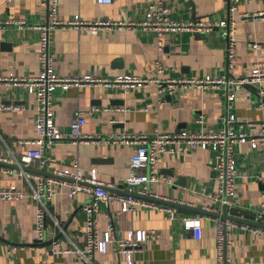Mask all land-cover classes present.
Here are the masks:
<instances>
[{
    "label": "crops",
    "instance_id": "crops-1",
    "mask_svg": "<svg viewBox=\"0 0 264 264\" xmlns=\"http://www.w3.org/2000/svg\"><path fill=\"white\" fill-rule=\"evenodd\" d=\"M150 1L58 0L56 15L66 20L76 14L88 20H140L145 17ZM163 2L170 5L171 15L180 20L234 18L238 58L230 73L241 76L256 68L264 69V18L242 16V12L264 9V0H237L234 9L229 6L230 0ZM50 13V1L0 0V19L15 18L25 22L23 25H0V77L39 73L42 30L38 25L47 23ZM254 41L262 45L255 47ZM227 47L228 36L221 26H215L209 32L183 30L158 33L126 25L102 27L96 31L69 25L57 26L50 38L57 72H90L98 76H112L120 72L151 75L156 72L159 62L166 68L164 75H221L229 70ZM262 98L264 80L260 85L238 86L231 106H227L221 91L214 88H179L174 93L162 95L155 83L128 92L102 83L72 85L67 90L57 87L52 100L60 128L70 131L74 112L83 109L87 118L84 130L96 138L87 141L60 140L49 146L47 155L61 167H68L75 160L82 168L96 166L102 180L115 183L113 190L124 192L123 180L129 174L136 144L125 143L114 135L124 131L150 133L156 130L173 132L183 128L217 129L224 125L225 116L230 113L256 129L264 122ZM10 102L20 104L21 108H1ZM95 104L112 109L91 112L89 109ZM144 105L148 109H143ZM37 108L36 95L27 84L17 80H0L1 156L15 154L20 157L37 145L36 142L19 141L39 136L35 125ZM200 116H204L203 125L197 122ZM236 153L240 173L234 195L238 204L236 207H257L264 190V146L252 148L249 143L242 142L236 146ZM0 160L9 162L0 163V187L16 184L26 191L32 190L31 182L17 162L5 158ZM212 161V150L205 147L176 154L166 152L159 159L160 172L168 175L171 181L152 182L156 191L184 204L174 205L179 216L202 215L200 234L186 228L181 219H170L159 208L139 205L133 210L122 211L118 200L100 203V230L106 228L111 217L119 237L125 236L130 228L157 229L159 235L150 238L143 248L133 253L135 264H218V216L190 207L215 205L219 212L224 211L225 206L208 194L219 188ZM30 166L41 168L37 163ZM32 180L36 182L37 179ZM89 199L87 192L75 196L57 192L49 199L47 237L44 240L37 239L36 199L26 196L0 200V264H93L80 257L76 250V245L85 247L86 244L83 204ZM230 255L233 264H264V234L241 226L234 227ZM93 260L96 264H127L125 254L118 251L115 242L109 243L106 252L95 250Z\"/></svg>",
    "mask_w": 264,
    "mask_h": 264
},
{
    "label": "built area",
    "instance_id": "built-area-1",
    "mask_svg": "<svg viewBox=\"0 0 264 264\" xmlns=\"http://www.w3.org/2000/svg\"><path fill=\"white\" fill-rule=\"evenodd\" d=\"M51 3V13L47 23L39 24L42 30L40 62L41 69L38 74L23 75L21 77H0V80H14L24 82L29 89L35 93L38 108L35 116V125L39 133L36 139L21 138L22 142H36L37 145L28 149L20 157L15 154L0 158H5L10 162H17L22 172L31 182L32 190L26 191L24 188L11 184L0 187V200H11L32 197L38 202L36 231L37 239L44 240L46 236L47 216L50 212L48 200L57 192H65L69 196H75L80 192H87L90 199L83 204L86 214V244L85 247L76 245V250L80 257L86 258L96 264L93 260V252L100 250L106 252L110 242H115L119 252L125 254L127 264H135L133 253L135 250L143 248L147 241L159 235L155 228H130L125 236L119 237L115 221L111 217L106 228L100 230L99 214L101 202H113L118 200L121 203L120 210H133L139 205L145 207H155L164 210L170 219H181L184 226L196 234H200L202 229V215L184 214L179 216L176 207L168 202L174 201L173 198L163 195L156 191L152 182L166 181L171 178L160 172L159 159L166 152L180 153L187 149L197 147L210 148L213 153V168L217 172L219 179V188L216 192L208 194L223 204L224 211L228 214H235L250 218L264 223V190L262 200L257 207L238 206L235 199V192L239 184V160L236 153V146L239 143L246 142L252 148L264 146V122L256 129L248 126L244 121H239L235 114H227L225 123L217 129L183 128L173 132L156 130L153 132L145 131H124L114 135V138L123 142L136 144V149L132 154L129 174L124 178L123 184L126 190L116 191L111 188L116 187L115 183L105 182L99 176L98 168H82L77 160L68 167H61L50 160L47 155V149L50 145L60 140L87 141L96 138L94 134L84 130L87 118L83 109H78L70 124V131H63L55 118V109L53 107L52 94L57 87L67 90L72 85L84 84H105L106 86L120 87L123 91L136 88H143L151 83H155L162 95L165 93H174L179 88L202 87L214 88L221 91L224 95L227 106H231L236 97L237 87L240 85H260L264 80V69L256 68L248 74L236 76L232 75V70L238 58L236 48V20L234 18L222 19L219 21H208L198 19L195 21H185L174 18L171 15L170 5L163 0H151L148 4L146 15L143 19H95L88 20L76 14L73 18L62 19L56 15L58 0H45ZM99 2H111L112 0H98ZM237 0H230V8L236 7ZM242 16L253 18H264V9L242 12ZM9 23H18L23 25L22 19L8 18L0 19V25ZM79 26L91 28L96 31L102 27L134 26L141 29H150L162 33L165 31H201L209 32L215 26H221L226 29L228 36L227 58L228 71L221 74H167L164 75L166 68L162 62L158 63L154 74H140L120 72L112 76H98L94 73L86 72L83 74H61L54 67V54L50 49V38L52 31L57 26ZM255 47L262 45L259 41H254ZM263 93V90H260ZM160 100H163L160 97ZM264 105V98L261 99ZM21 108L20 104L10 102L1 106V108ZM148 109L146 105L142 107ZM101 109H112L110 106L93 105L89 109L96 112ZM115 109H123L115 107ZM197 122L203 125L204 116L197 118ZM37 163L38 167H51L55 175H45L36 171L27 170L24 166H30ZM32 178L37 179L36 182ZM262 179V175H259ZM210 211H219L215 205H205ZM238 209L237 211H235ZM250 214V215H249ZM241 226L244 229L254 230L258 234H264L263 226L252 225L247 222H240L232 218H216V242L218 264H233L230 255L232 242V229ZM56 243L58 241L55 240Z\"/></svg>",
    "mask_w": 264,
    "mask_h": 264
},
{
    "label": "water",
    "instance_id": "water-1",
    "mask_svg": "<svg viewBox=\"0 0 264 264\" xmlns=\"http://www.w3.org/2000/svg\"><path fill=\"white\" fill-rule=\"evenodd\" d=\"M0 163H9V162H5L3 160H0ZM27 170H31V171H36V172H39V173H43L45 175H55L51 170L48 169V167H45V168H34L32 166H24ZM113 189V188H111ZM160 201H164V202H168V203H171L173 205H184V204H180L179 202L177 201H167V200H163V199H160ZM192 209L194 210H197L199 212H211L213 213L214 215L216 216H221L223 218H232L234 220H237V221H240V222H247V223H250L252 225H256V226H263L264 227V223L263 222H259V221H255L253 219H250V218H245L243 216H239V215H235V214H228L227 212L223 211V212H219V211H210V210H207L205 208H202V207H196V206H190Z\"/></svg>",
    "mask_w": 264,
    "mask_h": 264
}]
</instances>
